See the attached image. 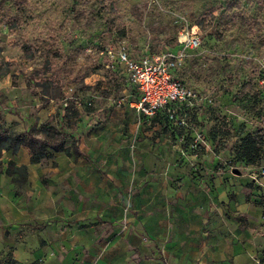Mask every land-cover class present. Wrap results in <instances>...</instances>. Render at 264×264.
Wrapping results in <instances>:
<instances>
[{"label":"rangeland","instance_id":"1","mask_svg":"<svg viewBox=\"0 0 264 264\" xmlns=\"http://www.w3.org/2000/svg\"><path fill=\"white\" fill-rule=\"evenodd\" d=\"M183 27L202 37L183 70L202 98L186 109V124H167L165 134L192 153L211 152L212 172L226 174L223 200L215 180L207 183L216 199L213 238L251 239L243 255L211 264H264V159L249 164L237 155L242 136L264 129V0H0L1 123L42 138V123L29 117L51 100L53 124L70 104L107 113L137 98L107 49L177 50Z\"/></svg>","mask_w":264,"mask_h":264},{"label":"crops","instance_id":"2","mask_svg":"<svg viewBox=\"0 0 264 264\" xmlns=\"http://www.w3.org/2000/svg\"><path fill=\"white\" fill-rule=\"evenodd\" d=\"M136 99L107 113L81 111L65 128L78 156L48 147L34 163L28 145L0 148V264H211L251 248V239L209 233L216 199L207 183L215 180L220 200L227 195L211 152L172 141L162 115H141ZM37 109L32 125L51 120L57 104ZM10 164L27 169L22 186Z\"/></svg>","mask_w":264,"mask_h":264},{"label":"built area","instance_id":"3","mask_svg":"<svg viewBox=\"0 0 264 264\" xmlns=\"http://www.w3.org/2000/svg\"><path fill=\"white\" fill-rule=\"evenodd\" d=\"M177 42L180 45L177 50L166 48L158 52L136 53L122 45L111 46L106 53L127 71L138 93L133 101L138 113L150 118L166 110L176 124L184 125L186 115H177L180 108L194 106L202 96L181 79L178 71L183 67L188 52L202 45V37L197 31L183 27L178 32Z\"/></svg>","mask_w":264,"mask_h":264},{"label":"trees","instance_id":"4","mask_svg":"<svg viewBox=\"0 0 264 264\" xmlns=\"http://www.w3.org/2000/svg\"><path fill=\"white\" fill-rule=\"evenodd\" d=\"M186 64L187 59L183 67L178 71V73L181 79L187 85L191 86L183 77V70ZM66 111L67 112L62 120V126L58 127L49 122H44L40 125L39 132L45 136L42 138L37 135V129L35 128L27 129L19 133H12L8 127L0 123V148L18 151L22 145H28L32 149V162L34 163L40 162L46 157H48V147H52L56 151H65L69 155H80L82 152L74 138L69 145L66 142L67 138L71 136L67 129H73L75 127L77 123V118L80 115V110L78 109L76 104H70L66 108ZM185 113L186 108L182 106L177 115H187ZM157 115H162L165 124L174 125L177 127L183 126L176 124L175 121L170 118L166 110L159 111ZM72 118L75 119L71 120ZM65 128L67 129L65 130ZM237 155L240 159L246 161L249 164H256L262 161L264 159V129L261 128L249 130L246 135L242 136V138H240L237 144ZM13 169L21 171L20 175L15 178L14 181L19 186H22L27 182V169H24L23 167H15V165L10 164L9 171L11 172ZM15 262L16 261L14 260L13 263Z\"/></svg>","mask_w":264,"mask_h":264}]
</instances>
